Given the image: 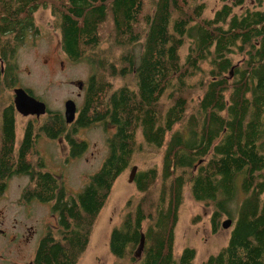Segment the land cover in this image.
Masks as SVG:
<instances>
[{
    "label": "trees",
    "instance_id": "trees-1",
    "mask_svg": "<svg viewBox=\"0 0 264 264\" xmlns=\"http://www.w3.org/2000/svg\"><path fill=\"white\" fill-rule=\"evenodd\" d=\"M220 1L206 15L203 0H0V90L8 94L0 106V195L24 172L22 198H57V227L41 238L33 264H79L136 153L137 192L110 228L112 264H264V0ZM40 7L50 11L65 56L91 68L74 122L115 125L108 155L77 193L46 168L35 135H15L16 55L39 30ZM48 112L37 123L54 137L64 119ZM145 147L161 150L158 163L147 164ZM187 185L196 201L213 202V230L224 214L233 217L227 242L199 263L190 245L175 253Z\"/></svg>",
    "mask_w": 264,
    "mask_h": 264
},
{
    "label": "rangeland",
    "instance_id": "rangeland-1",
    "mask_svg": "<svg viewBox=\"0 0 264 264\" xmlns=\"http://www.w3.org/2000/svg\"><path fill=\"white\" fill-rule=\"evenodd\" d=\"M203 1L206 15H211L221 2L220 0ZM252 1L245 0V4H250ZM52 20L53 17L48 9L41 7L37 9L34 21L39 30L37 33V30L27 33L17 50L18 77L14 86H22L31 90L33 95L47 104L48 109L62 110L64 100L68 97L74 98L77 106L82 104V93L91 68L84 60L73 61L65 56L60 49L59 31ZM107 36L108 33L104 34V39H107ZM103 45L113 51L119 50L108 41H105ZM78 91L81 92L79 96ZM7 98V92L1 89L0 106ZM27 119L26 115L18 112L15 129L17 138H20L22 126ZM114 131L115 125L110 122H96L90 126H80L76 137L85 140L87 144L78 156H72L67 151V143L62 136L55 139L48 136L41 137L39 148L45 159L46 168L58 177L60 176L61 184L64 185L66 192L77 193L89 181L91 175L101 167L108 155L109 142ZM145 151L147 164L159 162L161 150L145 147ZM141 161V156L136 153L133 165L135 164L138 168ZM130 169L131 167L114 181L111 197L100 211L95 232L79 264H112L113 256L108 247L110 228L118 220L119 210L124 201L137 192L135 176L129 180ZM27 182L28 177L23 173H14L10 176L5 190L0 195V228L5 231L12 230L10 225L16 220L15 209L20 207L27 209L26 221H34V218L38 217L43 218V222L49 221L50 225L56 224L57 227V212L52 213L50 206H45L39 211V207L42 206L37 200L25 203L20 199L21 188ZM238 196L240 197V194ZM212 210L213 202L196 201L190 193L189 185L185 187L183 202L179 208V223L176 226L175 253L178 254L185 245H190L196 249L195 262L199 263L210 253L217 251L221 244L227 242L233 217L224 214L219 218V226L213 230ZM195 214H199V217L191 222V217ZM228 217L232 221L229 226L223 227L222 221ZM42 228L41 222L39 234H42ZM18 240H20L19 237L10 240L5 246L6 238L0 231V264H33L36 244H24L18 249Z\"/></svg>",
    "mask_w": 264,
    "mask_h": 264
},
{
    "label": "flooded vegetation",
    "instance_id": "flooded-vegetation-1",
    "mask_svg": "<svg viewBox=\"0 0 264 264\" xmlns=\"http://www.w3.org/2000/svg\"><path fill=\"white\" fill-rule=\"evenodd\" d=\"M16 68H17V66H16ZM26 90L28 91V93L33 94L31 92V90H29V89H26ZM77 94L79 96V95H81V92L78 91ZM82 94H84V90H83ZM70 98L75 101L74 98H72V97H70ZM65 100H64V102H65ZM82 100H83V95H82ZM75 103H76L75 118L71 122H66L65 121V118H64V105H63V109L62 110H58L62 114L64 122H63V125H61L60 131H59L60 133L56 134L54 137H51V138L55 139V138H57L59 136H62L65 139L66 143H67V151L72 156L81 155V153L83 152V150H80L79 147L77 149L76 148H72V143L70 142L69 138L67 137L70 134H73L74 138L77 141H82V139H79V138L76 137V133L79 130L80 126H82V125L77 124L76 122H74L75 119L79 115V109H80V105L81 104L77 106V102L76 101H75ZM13 104H14V102H13ZM14 108H15V106H14ZM49 110L50 109H48V107L46 106V112H44L43 114H40V115L27 114L26 118H28V119H27V122L22 126V132H21V136H20V138L23 136V134L25 133L24 132L25 129H27L29 132H31L33 135H35V150L37 151L38 156H41V157H43V154L40 153L39 143L41 142V137L47 136V135H45L43 132H41L39 130L40 126H42V123L40 125V123H37V121L42 119V118H44L49 113L48 112ZM17 114H18V111L16 110V113H15L16 118H17ZM48 137H50V136H48ZM83 141H85V140H83ZM85 143L87 144L86 141H85ZM43 163L46 165L44 157H43ZM50 172H52V171H50ZM19 173H23L24 175H26L29 178L27 173H24V172H19ZM23 186H22V188H23ZM63 187H64V185H63ZM22 188H21V192H22ZM20 199L22 201H24L25 203L26 202H30L32 200H37L40 203V205L42 206V207H39V209H38L39 211H41V208H45V206H50V210H51L52 213H54V211L52 210V207H53L54 203L57 202L56 196L55 197L54 196L51 197V199L41 200V199H39L37 197H33L31 199H24V198L21 197V194H20ZM15 205H16V203H15ZM29 208H31V207L29 206ZM26 210L27 209L24 208V207L16 208L15 212H14V214L16 216V220L14 221V223H12L10 225L12 230L11 231H9V230L5 231L4 229L0 228V231L3 232V234L5 235V238H6L5 246H7L9 244L10 240L17 239V237H19V239H20V240L17 241L18 249L23 247L24 244L25 245H35L36 244L35 248H34V253H33V256H35V251H36V248H37L41 238L43 237V235L46 232H48V230L50 231V229L52 230V228H55L56 224L55 225H50L49 221H44L43 222V220H42L43 218L40 219L38 217H35L34 221H26V218H25ZM41 222H42V226H43V228H42L43 232H42V234H39L38 231H39Z\"/></svg>",
    "mask_w": 264,
    "mask_h": 264
},
{
    "label": "water",
    "instance_id": "water-1",
    "mask_svg": "<svg viewBox=\"0 0 264 264\" xmlns=\"http://www.w3.org/2000/svg\"><path fill=\"white\" fill-rule=\"evenodd\" d=\"M81 84V83H80ZM79 84V85H80ZM13 102H14V106L15 109L23 114V115H27V114H36V115H40L43 114L44 112H46V103L37 98L36 96H34L33 94L28 93V91L21 86H16L13 88ZM75 112H76V103L73 99L68 98L65 100L64 102V118L66 122H71L74 120L75 118ZM136 165H134L130 170V177L129 180H131V178H133L135 176L136 173ZM231 218H227L226 220L222 221V226L223 227H227L230 225L231 223ZM140 243L138 244V246L136 247L135 250V256L139 257L141 255L142 249H143V244H144V235L141 234V238H140Z\"/></svg>",
    "mask_w": 264,
    "mask_h": 264
},
{
    "label": "bare ground",
    "instance_id": "bare-ground-1",
    "mask_svg": "<svg viewBox=\"0 0 264 264\" xmlns=\"http://www.w3.org/2000/svg\"><path fill=\"white\" fill-rule=\"evenodd\" d=\"M133 166H134V165H133ZM133 166H132V167H133ZM132 167H131V168H132Z\"/></svg>",
    "mask_w": 264,
    "mask_h": 264
}]
</instances>
